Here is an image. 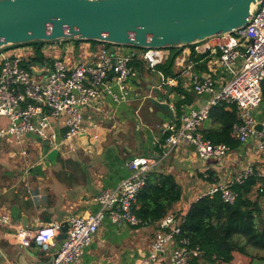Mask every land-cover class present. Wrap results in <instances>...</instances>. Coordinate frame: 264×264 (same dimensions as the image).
I'll return each instance as SVG.
<instances>
[{
  "label": "built area",
  "instance_id": "built-area-1",
  "mask_svg": "<svg viewBox=\"0 0 264 264\" xmlns=\"http://www.w3.org/2000/svg\"><path fill=\"white\" fill-rule=\"evenodd\" d=\"M110 47L101 48L94 63L78 61L69 65L62 59H54L46 78H37L36 67L32 72L23 65L24 53L12 52L9 48L0 50V117L6 118L8 123L0 127V139L20 142L28 135H35L58 148L63 136V141L78 137L84 132L86 111L98 110L104 96L117 105L130 101L132 82L140 78V72L134 68L136 61L157 72L161 86L170 85V79L166 82L159 70L170 59L169 48H133L126 52L124 46ZM191 47L195 55L210 58V67H219L227 81L218 87L211 74L193 78L192 91L198 98L207 99L199 109L183 111L175 122H165L158 127L164 142L162 147L168 148L164 157L179 146L190 145L202 162L224 160L232 148L206 139L200 128L209 119L213 107L226 104L230 109L235 108L239 119L233 127L236 139L244 145L253 138L258 139L252 158L238 175L213 184L199 199L220 195L224 203L234 205L238 193L232 186L258 177L263 180L257 183L255 196L264 206V171L252 165L254 158H260L264 153V131L258 133L255 130L259 122L264 128V113L260 121L256 115L263 104L264 0L254 8L244 27L210 37ZM159 162L161 160L153 157L132 158L127 164L130 176L116 188L105 190L95 198L94 202L99 206L95 214L70 220L67 238L61 241L60 247H57L56 238L61 234V222L34 231L20 224L17 241L23 248H29L32 243L57 247L58 256L52 264H83L86 250L107 217L116 225L140 227L147 224L137 216L135 206L149 173ZM157 223L158 230L142 264H158L166 253H169L170 264H193V260L200 257V247H194L190 238L184 235L182 222L175 213H167ZM11 225L10 213L0 210V226Z\"/></svg>",
  "mask_w": 264,
  "mask_h": 264
},
{
  "label": "crops",
  "instance_id": "crops-1",
  "mask_svg": "<svg viewBox=\"0 0 264 264\" xmlns=\"http://www.w3.org/2000/svg\"><path fill=\"white\" fill-rule=\"evenodd\" d=\"M105 46L90 41L46 42L41 49L44 63L36 62L43 65L36 67L37 78H46L52 61L57 58L69 65L78 61L94 63L99 50ZM126 47V52L133 49ZM18 51L24 53L25 64L35 57L33 46H22ZM177 52L179 50L172 54ZM209 60L204 55H195L192 47L183 48L174 61V76L163 73L166 82L170 79L168 86H161L158 73L136 61L135 64H142L143 68L140 78L132 82L130 101L117 105L104 96L98 110L86 111L84 132L65 141L63 136L58 148L35 135H28L20 142L0 139V210L12 217L10 227L0 226V264H49L61 242L56 239L55 248L38 243L23 248L16 239L18 225L34 231L54 222L64 223L77 216L95 214L99 210L95 198L105 190L116 188L130 176L127 164L134 157L161 160L151 173L175 178L182 197L170 212L178 217L213 184L238 175L252 158L257 138L246 145L232 147L222 161L202 162L190 145L179 146L164 157L168 148L162 147L164 142L158 127L165 122H175L183 111L199 109L207 99L198 98L192 91L193 78L211 74L218 87L227 81L219 67H210ZM142 76L156 78L144 82ZM154 85L171 88L172 93L166 101L170 113L155 105L158 99L149 92ZM163 90L166 95L168 91ZM263 113L264 106L256 112L259 121ZM7 125V119L0 117V127ZM216 128L207 120L200 131L204 134ZM54 149L58 150L56 162L47 166V157ZM252 165L264 171V153L254 158ZM157 230V222L133 227L116 225L107 217L86 250L83 264H142ZM246 260L250 263L249 257L236 252L230 264H245ZM158 264H170L169 253Z\"/></svg>",
  "mask_w": 264,
  "mask_h": 264
},
{
  "label": "water",
  "instance_id": "water-1",
  "mask_svg": "<svg viewBox=\"0 0 264 264\" xmlns=\"http://www.w3.org/2000/svg\"><path fill=\"white\" fill-rule=\"evenodd\" d=\"M263 0H0V50L31 42L95 41L137 49L191 47L249 23ZM253 41L251 40L250 43ZM36 63L27 66L33 72ZM163 89L168 92L163 95ZM148 91V90H147ZM155 105L170 113L172 90L152 86ZM258 133L264 131L259 122ZM58 150L50 151L47 166ZM71 222L62 223L61 242ZM57 254L49 264L57 258Z\"/></svg>",
  "mask_w": 264,
  "mask_h": 264
},
{
  "label": "trees",
  "instance_id": "trees-1",
  "mask_svg": "<svg viewBox=\"0 0 264 264\" xmlns=\"http://www.w3.org/2000/svg\"><path fill=\"white\" fill-rule=\"evenodd\" d=\"M43 44L44 42H31L14 46L34 47L35 57L23 64L27 67L36 62L44 63L41 53ZM182 49H170L171 54L173 51L179 52L172 54L159 67L162 73L174 76V61L182 53ZM135 66L140 70L143 68L142 64ZM262 92L264 106V81ZM208 120L217 128L204 131L206 139L215 144H227L231 148L240 144L233 134V127L239 123L235 108L229 109L226 104L213 107ZM262 180L250 177L242 184H234L232 189L238 193L234 205L224 203L220 195L203 197L180 214L178 218L182 222L184 235L190 238L194 247L199 246L201 249L200 257L193 260V264H230L236 252L249 257V264H264V256L253 255L248 251V248L264 251V206L259 204L260 199L255 196L256 185ZM211 181L216 182L217 179ZM254 196L256 199H253ZM181 197L182 190L172 175L149 173L146 184L138 195L135 212L144 222L155 223L169 213Z\"/></svg>",
  "mask_w": 264,
  "mask_h": 264
},
{
  "label": "rangeland",
  "instance_id": "rangeland-1",
  "mask_svg": "<svg viewBox=\"0 0 264 264\" xmlns=\"http://www.w3.org/2000/svg\"><path fill=\"white\" fill-rule=\"evenodd\" d=\"M107 45V44H106ZM108 46V45H107ZM106 46V47H107ZM127 49H132V47H126ZM9 49H10V51H12V52H16L17 50H19L20 49V47H16V46H10L9 47ZM137 70L140 72V69L139 68H137ZM155 78L156 77H143L142 76V81H144V82H146L147 80L148 81H150V80H155ZM248 251L251 253V254H253V255H256V254H259V255H262V256H264V251H258V250H255V249H250V248H248ZM250 259V258H249ZM249 261V260H248ZM245 264H249L248 262H247V260L244 262Z\"/></svg>",
  "mask_w": 264,
  "mask_h": 264
}]
</instances>
